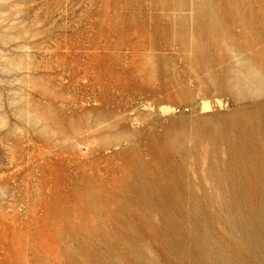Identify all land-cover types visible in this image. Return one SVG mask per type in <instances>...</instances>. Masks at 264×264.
<instances>
[{"label": "rangeland", "instance_id": "obj_1", "mask_svg": "<svg viewBox=\"0 0 264 264\" xmlns=\"http://www.w3.org/2000/svg\"><path fill=\"white\" fill-rule=\"evenodd\" d=\"M0 264H264V0H0Z\"/></svg>", "mask_w": 264, "mask_h": 264}, {"label": "bare ground", "instance_id": "obj_2", "mask_svg": "<svg viewBox=\"0 0 264 264\" xmlns=\"http://www.w3.org/2000/svg\"><path fill=\"white\" fill-rule=\"evenodd\" d=\"M203 109H207V106H204Z\"/></svg>", "mask_w": 264, "mask_h": 264}]
</instances>
